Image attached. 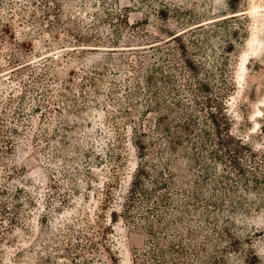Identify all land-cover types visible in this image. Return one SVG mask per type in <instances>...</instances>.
<instances>
[{"label":"rangeland","instance_id":"rangeland-1","mask_svg":"<svg viewBox=\"0 0 264 264\" xmlns=\"http://www.w3.org/2000/svg\"><path fill=\"white\" fill-rule=\"evenodd\" d=\"M0 264H264V0H0Z\"/></svg>","mask_w":264,"mask_h":264},{"label":"trees","instance_id":"trees-1","mask_svg":"<svg viewBox=\"0 0 264 264\" xmlns=\"http://www.w3.org/2000/svg\"><path fill=\"white\" fill-rule=\"evenodd\" d=\"M175 36V35H174ZM173 36V37H174ZM207 105H209V104H206L205 105V107H207ZM223 109H225V107H223ZM222 116H223V113L221 114ZM209 122L211 123V125H212V127L216 130H218L219 132H220V130L221 129H223V131H224V133H225V135L228 137V136H230V133H229V131H230V127L228 126L227 127V122H222V123H220L219 122V120H218V118H217V116L214 114V112L213 111H209ZM190 123L189 122H187L185 125H183L184 127H183V129L184 130H190L189 129V127H190ZM206 132V131H205ZM207 133V136L209 135V133L208 132H206ZM150 136V135H149ZM217 136H219V135H217ZM143 142L141 141V142H139L138 144H135L136 146H137V148H142V147H144L143 146ZM143 150H145V148H142V151ZM146 155H142V156H140V157H145ZM149 229H151V228H149ZM150 232H149V234L151 235V236H154V239H157L158 240V238L155 236V234L154 233H152L151 231L152 230H149Z\"/></svg>","mask_w":264,"mask_h":264}]
</instances>
